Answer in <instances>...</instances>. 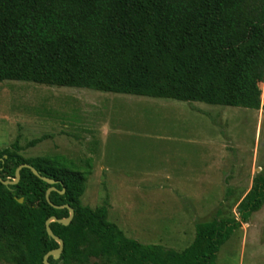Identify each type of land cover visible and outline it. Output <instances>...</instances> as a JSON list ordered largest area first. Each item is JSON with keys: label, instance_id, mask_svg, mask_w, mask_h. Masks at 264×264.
Here are the masks:
<instances>
[{"label": "trees", "instance_id": "1", "mask_svg": "<svg viewBox=\"0 0 264 264\" xmlns=\"http://www.w3.org/2000/svg\"><path fill=\"white\" fill-rule=\"evenodd\" d=\"M27 81L259 110L264 92V0H0V82ZM44 136L30 142L35 145ZM0 150V264H216L235 230L264 206V172L239 218L197 222L183 250L143 244L82 204L90 169L63 155ZM54 187L47 199V191ZM64 192L62 193L61 191ZM23 200L22 202L20 200Z\"/></svg>", "mask_w": 264, "mask_h": 264}, {"label": "rangeland", "instance_id": "2", "mask_svg": "<svg viewBox=\"0 0 264 264\" xmlns=\"http://www.w3.org/2000/svg\"><path fill=\"white\" fill-rule=\"evenodd\" d=\"M16 140L26 158L63 155L90 169L82 204L106 205L127 237L183 250L197 222L239 218L238 204L264 172V99L254 110L7 80L0 150ZM216 264H264V206Z\"/></svg>", "mask_w": 264, "mask_h": 264}, {"label": "water", "instance_id": "3", "mask_svg": "<svg viewBox=\"0 0 264 264\" xmlns=\"http://www.w3.org/2000/svg\"><path fill=\"white\" fill-rule=\"evenodd\" d=\"M24 167L30 168L36 175H38L39 177H41L43 180L47 181L48 183H50V184H55L56 183V180L51 179V178H48V177H44V176L40 175L38 173V171L33 166H31L30 164H22V165H20V167L16 171L17 177H16L15 180L9 181V180H2L1 178H0V180L5 185L17 183L19 181V179H20V170L22 168H24ZM54 189H55L54 187H51V188L48 189V191H47V199H48V201H50L49 194ZM61 192L63 193L64 190L61 191ZM20 201L22 202L23 200L21 199ZM65 207H68L69 210H70V216L68 218H65V219H57L56 217H52L49 220H47V222H46L48 234L59 242L60 247L58 249H56V250H53V251L48 252L45 255V257H44V264H51L50 261H49V256L52 255L55 258H59L60 254H61V252L63 250L64 242H63V240L60 237H58V236H56L54 234V232L52 231V229L50 227V223H51V221H59V222L65 224V225H68L71 222V220H72V218L74 216V209L71 208L69 205H65Z\"/></svg>", "mask_w": 264, "mask_h": 264}]
</instances>
